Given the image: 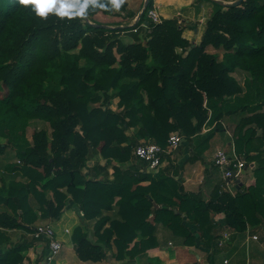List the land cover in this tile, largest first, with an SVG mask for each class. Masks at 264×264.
I'll return each instance as SVG.
<instances>
[{
    "label": "trees",
    "instance_id": "16d2710c",
    "mask_svg": "<svg viewBox=\"0 0 264 264\" xmlns=\"http://www.w3.org/2000/svg\"><path fill=\"white\" fill-rule=\"evenodd\" d=\"M76 2L56 0L40 16L31 0H0V156L10 175L0 183V245L7 243L6 229L33 231L60 219L69 202L82 212L70 236L82 261H101L106 249L116 259H133L157 245L159 225L183 245L199 240L211 249L219 248L221 228L264 226V0L229 7L215 2L194 45L177 18L154 23L147 16L153 0L122 27L94 16L132 19L127 0L118 9L114 0ZM61 3L72 5L69 14H57ZM236 71L246 73L243 83ZM113 98L121 109L109 107ZM233 115L239 116L234 151L246 166L253 163L254 177L234 195L220 191L205 200L185 190L168 166L147 171L133 155L136 145L163 147L178 131L189 145L188 160H196L224 130L222 119ZM32 119L47 122L50 134L36 129L28 141L24 132ZM90 153L104 163L88 166ZM26 248L3 250L0 264L24 260Z\"/></svg>",
    "mask_w": 264,
    "mask_h": 264
},
{
    "label": "crops",
    "instance_id": "0c3cea01",
    "mask_svg": "<svg viewBox=\"0 0 264 264\" xmlns=\"http://www.w3.org/2000/svg\"><path fill=\"white\" fill-rule=\"evenodd\" d=\"M194 1L153 0V4L157 7L162 18L177 17V21H181L184 30L183 35L192 42V45L200 41L204 30L203 20L209 17L215 7V5H212L215 3L213 0H209V3L200 0L197 7H195ZM141 2L144 1L127 0L128 10L135 13L132 19L123 18L120 15L107 16L100 14V21L108 23L111 27L132 25L142 11ZM140 31L139 35L143 41L145 30L141 29ZM125 36L129 38L126 34ZM225 126L224 124L223 131L226 134L227 140H229L226 146L220 144L222 143L220 139L214 138L215 135L218 136V132H215L211 138V140L214 138V142L210 144L211 140L209 141L208 148L204 151L201 158L188 160V156L190 155L189 145L184 139L174 151L163 157L161 167L168 166L170 175L175 176L185 190L199 192L205 200L215 196L216 192H220L222 183L220 171L212 161L215 150L221 148L231 153L233 146L231 132ZM205 127L208 128L207 126ZM103 163V161H100L101 165ZM252 167L253 163H250L244 168V176L239 179L241 186L247 187L254 182ZM84 171L86 172V169ZM111 171V169H108L110 178L112 177ZM2 177L3 175H0V181ZM71 204L69 202L66 205L60 219L48 221L52 225L57 239L62 242V249L52 264H264V226L257 228L247 227L243 232L221 228L218 231L220 233L219 237L227 231L230 232V240L223 246L217 245L218 249H211L203 246L199 240H196V243L193 245H183L180 238L174 236L168 228L159 225L156 230L157 245L147 249L144 253L135 256L133 259L117 260L112 257V250L106 249L107 257L105 259L98 262L82 261L76 256L70 239L73 228L67 227L66 224H63L64 227L59 226L66 218L74 219L73 224L77 220L79 224L82 223L79 210ZM69 208L71 211L66 212ZM1 209L2 207H0V211ZM223 219L222 214H216L214 217V220L220 223H223ZM91 222L93 224V221ZM188 227L193 233H198L195 225L188 224ZM65 229H68V232ZM4 232L7 235V243L0 245V252L15 244L23 243L27 245V248L22 251L24 260L32 264L42 263L47 250V243L44 239L33 237L32 231H27L23 228L6 229ZM252 235H257V238L253 239Z\"/></svg>",
    "mask_w": 264,
    "mask_h": 264
},
{
    "label": "built area",
    "instance_id": "2783aa9c",
    "mask_svg": "<svg viewBox=\"0 0 264 264\" xmlns=\"http://www.w3.org/2000/svg\"><path fill=\"white\" fill-rule=\"evenodd\" d=\"M147 16L154 22L160 23L162 17L157 10V7L153 4L147 11ZM181 24V21H178ZM209 128L204 127L203 131H207ZM182 134L178 131L170 132L167 143L165 146H160L156 142L149 141L136 145L133 149V155L139 159L144 160L147 163L146 170L154 171L161 167L163 164V157L172 151H174L183 140ZM213 164L217 167L221 174V186L220 191H227L234 195L236 193V185L239 184V179L244 176V168H246V161L243 157L236 154L232 146L231 153L226 150L218 148L215 150L212 158ZM237 179V181H236ZM82 214V212H80ZM68 232V229H65ZM35 238H42L47 243L46 254L41 264H52L55 257L62 249V242L57 239L55 231L50 223L38 224L31 232ZM253 239L257 238V235L251 236ZM230 240V232L225 231L221 237L217 240L218 246H223ZM17 264H32L29 261L22 260Z\"/></svg>",
    "mask_w": 264,
    "mask_h": 264
},
{
    "label": "rangeland",
    "instance_id": "374dc122",
    "mask_svg": "<svg viewBox=\"0 0 264 264\" xmlns=\"http://www.w3.org/2000/svg\"><path fill=\"white\" fill-rule=\"evenodd\" d=\"M144 1V0H143ZM200 0H195L194 1V4L196 5L195 7H197L198 6V2H199ZM202 2H206V3H209V0H203ZM202 4V3H201ZM201 4H200V6H201ZM143 5H144V2H141V5L140 6H142L143 7ZM212 5H214V4H212ZM206 6H208V4H206ZM200 10V9H199ZM199 13V12H198ZM196 14H197V12H196ZM161 16V15H160ZM196 16H198V15H196ZM182 17V16H181ZM175 18H177V17H175ZM184 18V17H183ZM182 18V19H183ZM94 19L96 20V21H99L100 22V14H96L95 16H94ZM205 21H206V19L205 20H203V24H204V26H205ZM184 31V30H183ZM121 38H122V40L124 41V42H129L130 41V39L129 38H127L124 34H121ZM208 51L210 52V53H214V54H217L219 57L221 56V50H214V49H212V48H208ZM233 75L236 77V79L240 82V83H243L244 82V80H245V77H246V73H243V72H241V71H236V72H234L233 73ZM117 98H113L112 99V101L110 102V104H109V107L111 108V109H113L114 111H117V110H119V109H121V108H119L118 106H117ZM96 105H99V103H93V104H91L90 106H96ZM238 119H239V116H237V115H233V116H227V117H224L223 119H222V125L224 126V124L226 125L225 127H228V129L230 130V132H231V135H232V138L234 139V127H235V125H236V123H237V121H238ZM40 128H44L46 131H47V134L49 135L50 134V131H51V128H50V126H49V124L47 123V122H44V121H42V120H38V119H32V120H29V123L27 124V127L25 128V132H24V135L26 136V138L28 139V141H31V137H32V134H33V132H34V130H36V129H40ZM132 131H134V129L132 130ZM204 133L206 132V131H203ZM218 132V136H216L215 135V137L214 138H217V139H220L221 140V142L222 143H220V144H222L223 146H226L227 145V141H229V140H227V137H226V134L224 133V131L223 130H220V131H217ZM213 138V139H214ZM211 140L210 141V144H212L213 142H214V140ZM0 141L1 142H4L5 141V137H2V136H0ZM227 149H229V148H227ZM204 153V152H203ZM89 160H88V166L90 165H92V164H94V163H96V162H98V161H103L104 162V159L100 156V155H98V156H93L91 153L89 154ZM14 159H11V161H13ZM18 162V161H17ZM6 164V161L4 160V159H2L1 158V156H0V175H3V177L1 178V179H4V177H5V179L6 178H9L10 177V175L7 173V171L6 170H4V165ZM18 179H21V177H18ZM0 183H1V181H0ZM71 210H70V208L66 211V212H70ZM216 216V215H215ZM214 216V217H215ZM75 218V217H74ZM73 220L74 219H64L60 224H59V226H61V227H64L63 226V224H66V226L67 227H70V228H73V226H75V225H77V224H79L78 223V220L73 224ZM89 224H87L88 226V229H89V235L92 237V229H91V227L93 226V224H92V222L90 223V222H88ZM90 227V228H89ZM59 254V253H58ZM57 257V256H56ZM107 257V256H106ZM113 258H115L114 256H112ZM111 257V258H112ZM116 259V258H115ZM125 259H128V258H125ZM117 260H119V259H117ZM121 260H124V259H121ZM27 261V260H26ZM54 261V260H53ZM53 263V262H52ZM97 264H100V263H97Z\"/></svg>",
    "mask_w": 264,
    "mask_h": 264
},
{
    "label": "clouds",
    "instance_id": "9594fccd",
    "mask_svg": "<svg viewBox=\"0 0 264 264\" xmlns=\"http://www.w3.org/2000/svg\"><path fill=\"white\" fill-rule=\"evenodd\" d=\"M51 4H52V0H42V6L46 9H48V12L45 14H41L40 9L35 8L36 14L40 15V16H46L49 12H51L53 10V8L50 7ZM64 5L65 4L61 3L59 8L56 9L57 14L62 15L61 14L62 12H66ZM86 6H87V0H85V4H84V7H86ZM84 7L81 8V11L84 10ZM114 7L117 9L120 7V0H114ZM66 14H69V13L66 12Z\"/></svg>",
    "mask_w": 264,
    "mask_h": 264
},
{
    "label": "water",
    "instance_id": "95a60500",
    "mask_svg": "<svg viewBox=\"0 0 264 264\" xmlns=\"http://www.w3.org/2000/svg\"><path fill=\"white\" fill-rule=\"evenodd\" d=\"M214 2L218 3L219 5L225 6V7H229V6H237L240 5L242 0H232V1H225V0H213ZM76 2V0H75ZM148 0H144V5L142 7V10L145 8L146 4H147ZM77 3V2H76ZM79 11L82 13V11L79 9ZM142 12V11H141ZM141 14V13H140ZM139 14V15H140ZM138 15V17H139ZM99 25V24H98ZM237 181V179H236ZM241 185L240 183L238 185H236V188H239Z\"/></svg>",
    "mask_w": 264,
    "mask_h": 264
},
{
    "label": "snow or ice",
    "instance_id": "6c2138e0",
    "mask_svg": "<svg viewBox=\"0 0 264 264\" xmlns=\"http://www.w3.org/2000/svg\"><path fill=\"white\" fill-rule=\"evenodd\" d=\"M31 3L34 5L35 8L40 9L41 14H45V13L48 12V9H46V8H44L42 6V0H31ZM55 3H56V0H52V4L50 5V7L54 8L55 7ZM64 7H65V9L66 8H70V7H72V5L65 4ZM61 14L62 15H66V12H62Z\"/></svg>",
    "mask_w": 264,
    "mask_h": 264
}]
</instances>
